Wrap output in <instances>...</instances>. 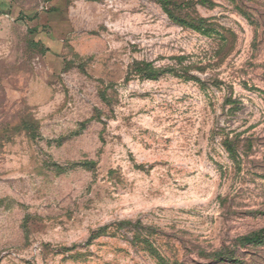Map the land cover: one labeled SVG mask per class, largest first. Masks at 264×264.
Wrapping results in <instances>:
<instances>
[{"label":"rangeland","instance_id":"1","mask_svg":"<svg viewBox=\"0 0 264 264\" xmlns=\"http://www.w3.org/2000/svg\"><path fill=\"white\" fill-rule=\"evenodd\" d=\"M187 1L0 0V264H264V0Z\"/></svg>","mask_w":264,"mask_h":264},{"label":"trees","instance_id":"2","mask_svg":"<svg viewBox=\"0 0 264 264\" xmlns=\"http://www.w3.org/2000/svg\"><path fill=\"white\" fill-rule=\"evenodd\" d=\"M205 2V0H204ZM161 5L164 11L168 14V16L175 22L182 24L186 27H189L195 31H198L202 34L209 35V36H216L218 37L222 48L227 47L229 44H232L234 34H229L224 32V30L219 31L217 27H215L208 19L203 17H194L189 19L186 15L180 14L186 6H190L191 3L187 0H161ZM180 11V12H179ZM233 38V39H232ZM183 56H179L178 59L180 61L183 60ZM182 67V73H178V69L174 67H157L152 61L147 60H136L133 63L132 70L135 74H138L142 77L156 79L163 75L164 73H175L180 77H184L185 79H193L197 81L199 84L204 85V81H202L199 77L190 75L188 73V69L185 66ZM236 144L235 139L227 138L224 140V146L227 149L234 150L233 146Z\"/></svg>","mask_w":264,"mask_h":264}]
</instances>
